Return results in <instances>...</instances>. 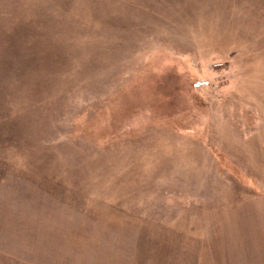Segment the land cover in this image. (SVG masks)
<instances>
[{
    "label": "rangeland",
    "instance_id": "1",
    "mask_svg": "<svg viewBox=\"0 0 264 264\" xmlns=\"http://www.w3.org/2000/svg\"><path fill=\"white\" fill-rule=\"evenodd\" d=\"M0 264H264V0H0Z\"/></svg>",
    "mask_w": 264,
    "mask_h": 264
}]
</instances>
